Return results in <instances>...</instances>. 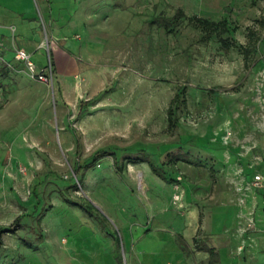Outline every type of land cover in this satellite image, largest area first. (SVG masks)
<instances>
[{
    "label": "rangeland",
    "instance_id": "1",
    "mask_svg": "<svg viewBox=\"0 0 264 264\" xmlns=\"http://www.w3.org/2000/svg\"><path fill=\"white\" fill-rule=\"evenodd\" d=\"M5 35L0 264H264V1L0 0Z\"/></svg>",
    "mask_w": 264,
    "mask_h": 264
},
{
    "label": "trees",
    "instance_id": "2",
    "mask_svg": "<svg viewBox=\"0 0 264 264\" xmlns=\"http://www.w3.org/2000/svg\"><path fill=\"white\" fill-rule=\"evenodd\" d=\"M258 1H264V0H252L253 4H256ZM181 17L189 18V20L195 26L202 29L204 36L207 39H211L215 34H220L223 32L225 33V32L230 31L229 22L226 19L216 21V20H212L210 18L200 16V15L187 16L185 10L182 8H180L178 10V13L175 15V17H173V21L170 18L165 19V26H167V28H169V25H171L170 23H175L174 25H178V23L181 21V19H180ZM171 29H168V30L170 31ZM222 43L225 46H228V47L230 46V42L226 41V39H223ZM184 93H185L184 89L181 90L179 93H177V95L172 100L171 106L169 107V128L171 130L175 129L180 124V117L178 115V108H180L182 104L187 103V99L183 98ZM181 157L182 156H177L175 158H177L176 160H178ZM183 158L189 160L188 157L186 158L183 156ZM136 159H140V160L142 159L143 161H150L146 157H143V158L142 157H136ZM150 165L156 173H161L159 171L160 169L158 170V166L155 163L150 162ZM80 184H82V183L80 182ZM76 187H78V185H76ZM69 200L71 202H74L71 199H69ZM22 221H23V215H20L19 217H17V219L14 221V223L12 225L0 227V242H2V236L4 233L15 232L19 228V226L21 225ZM212 253L215 254L216 252L213 251Z\"/></svg>",
    "mask_w": 264,
    "mask_h": 264
},
{
    "label": "built area",
    "instance_id": "3",
    "mask_svg": "<svg viewBox=\"0 0 264 264\" xmlns=\"http://www.w3.org/2000/svg\"><path fill=\"white\" fill-rule=\"evenodd\" d=\"M17 57L27 63L33 77H36L42 81L50 80V77L46 74L44 69L38 71L36 64L31 59V54L27 50L17 49ZM252 184L256 187H264V176L260 173L256 174Z\"/></svg>",
    "mask_w": 264,
    "mask_h": 264
},
{
    "label": "crops",
    "instance_id": "4",
    "mask_svg": "<svg viewBox=\"0 0 264 264\" xmlns=\"http://www.w3.org/2000/svg\"><path fill=\"white\" fill-rule=\"evenodd\" d=\"M210 1L213 2V5H214V2H215V6H217L218 3L220 2V0H210ZM6 40H7V36L6 35H5L3 40H0L1 41L0 42V52H3L2 54L5 55V57H6V51L9 50V49H8V46H4L2 43H4ZM6 44L8 45V42ZM17 49H25V50H27L26 48H23V47H18ZM16 56H17V51H16ZM9 62L11 63V61H9Z\"/></svg>",
    "mask_w": 264,
    "mask_h": 264
}]
</instances>
